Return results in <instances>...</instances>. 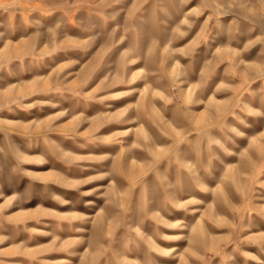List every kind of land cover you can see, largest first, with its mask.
<instances>
[{"label":"rangeland","instance_id":"rangeland-1","mask_svg":"<svg viewBox=\"0 0 264 264\" xmlns=\"http://www.w3.org/2000/svg\"><path fill=\"white\" fill-rule=\"evenodd\" d=\"M0 264H264V0H0Z\"/></svg>","mask_w":264,"mask_h":264}]
</instances>
